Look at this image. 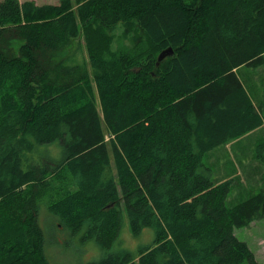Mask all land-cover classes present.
I'll return each instance as SVG.
<instances>
[{
  "label": "trees",
  "instance_id": "1",
  "mask_svg": "<svg viewBox=\"0 0 264 264\" xmlns=\"http://www.w3.org/2000/svg\"><path fill=\"white\" fill-rule=\"evenodd\" d=\"M263 54L264 0H0V264H50L46 198L108 250L156 229L88 264H264L235 234L264 189L228 204L204 161L259 122L235 69Z\"/></svg>",
  "mask_w": 264,
  "mask_h": 264
},
{
  "label": "rangeland",
  "instance_id": "2",
  "mask_svg": "<svg viewBox=\"0 0 264 264\" xmlns=\"http://www.w3.org/2000/svg\"><path fill=\"white\" fill-rule=\"evenodd\" d=\"M35 1L37 3H57L59 0ZM81 40L83 41V39ZM77 42L78 40L73 41V48L76 46ZM121 43H123V41ZM121 47L122 46H120V48ZM49 148L51 149V152L45 153H49V155L55 157L61 156V145L59 143H54ZM259 154L261 155L260 159L263 163L262 157H264V152H259ZM204 161L210 165V167L212 166L215 172L221 170L223 167L238 170V156L235 155V158L232 157L229 159L228 156H225V152L217 153L213 159H211V152H209L206 154ZM249 196L241 197L238 195L235 199L232 193L227 203L233 204ZM52 204L53 202L51 199H44L40 208L39 217V223L45 231V252L50 264H88L102 260L111 252L117 253L120 251H124L132 257H136L143 248L148 247L153 243L157 235L156 229L153 227H145L141 232L136 234L132 230L128 218L125 215L119 238L115 241L112 248L108 250L102 247L96 238L89 236L86 237V231L75 233L72 229L66 226L65 222L57 214L51 211ZM259 222V225L252 227L251 231L249 226L236 228L235 234L241 240L248 241L252 251L258 255L261 261H263L264 256L260 252H257V247L254 241L256 227L264 231V221Z\"/></svg>",
  "mask_w": 264,
  "mask_h": 264
},
{
  "label": "crops",
  "instance_id": "3",
  "mask_svg": "<svg viewBox=\"0 0 264 264\" xmlns=\"http://www.w3.org/2000/svg\"><path fill=\"white\" fill-rule=\"evenodd\" d=\"M235 72L259 122L208 151L211 152V159L219 152H225V156L229 159L235 158V155L238 156V170L223 167L215 172L212 166L210 167L207 163L206 165L211 168L217 183L232 180L230 195L233 193L236 199L238 195L251 196L264 189V157H262V163L259 154L264 152V60L255 67L242 65L235 69ZM259 221H264V217L253 221L249 226L250 231L252 227L259 225ZM254 234L257 252L264 256V231L256 227ZM254 254L258 261L264 263V257L261 261L255 252Z\"/></svg>",
  "mask_w": 264,
  "mask_h": 264
},
{
  "label": "water",
  "instance_id": "4",
  "mask_svg": "<svg viewBox=\"0 0 264 264\" xmlns=\"http://www.w3.org/2000/svg\"><path fill=\"white\" fill-rule=\"evenodd\" d=\"M174 53L173 47H169L164 49L163 51L160 52L158 55V60H157V65H160L161 62L168 56L172 55Z\"/></svg>",
  "mask_w": 264,
  "mask_h": 264
}]
</instances>
